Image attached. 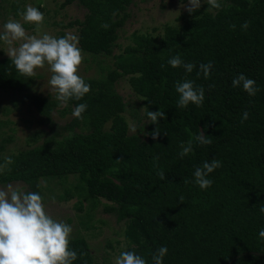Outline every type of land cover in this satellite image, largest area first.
<instances>
[{
	"label": "trees",
	"instance_id": "1",
	"mask_svg": "<svg viewBox=\"0 0 264 264\" xmlns=\"http://www.w3.org/2000/svg\"><path fill=\"white\" fill-rule=\"evenodd\" d=\"M74 1L64 0L61 7ZM77 1L86 14L68 26L77 27L78 47L94 57L112 55L134 0ZM219 2V10L206 2L187 12L178 18L179 26L165 25L161 35L133 34V45L115 56L113 68L100 78H84L89 93L61 110L72 113L77 104L86 103L83 119L72 117L58 129L51 118L58 102L30 91L39 76H23L10 58L0 59V91L21 95L4 113L27 105L52 133L38 146L0 156V165L12 160L0 172V184L22 182L26 192L43 198L41 181L57 180L63 186L60 197L76 198L78 211L87 202L84 216H79L81 226L104 223L92 213L102 206L123 223L124 251H135L147 264H153L152 253L161 246L168 249L163 264H264V239L259 237L264 229L259 211L264 207V0ZM12 6L19 10V5ZM245 21L250 22L247 30L241 28ZM177 53L184 63L196 65L191 73L167 63ZM209 61L213 68L205 79L197 73ZM241 73L256 81L260 91L254 97L242 86H232ZM123 77L141 99L145 118L149 120L147 111L165 114L156 124L149 120L143 137L128 134L126 104L114 87ZM183 80L204 88L201 106L177 107L175 85ZM245 111L249 117L242 120ZM5 124L0 121V127ZM157 128L160 135L153 140L150 134ZM198 132L212 143L196 142ZM190 140L192 150L181 158L182 146ZM5 142L12 137L2 140L0 153ZM212 159L222 167L209 174L211 187L201 190L194 171ZM69 177L74 181L66 185ZM69 249L78 254L72 264H98L83 236L69 238Z\"/></svg>",
	"mask_w": 264,
	"mask_h": 264
},
{
	"label": "clouds",
	"instance_id": "2",
	"mask_svg": "<svg viewBox=\"0 0 264 264\" xmlns=\"http://www.w3.org/2000/svg\"><path fill=\"white\" fill-rule=\"evenodd\" d=\"M183 0H181V4ZM186 10L194 13L201 7V0H188ZM207 5L219 10L221 4L219 0H207ZM183 7L185 5L183 4ZM182 7V8H183ZM25 23L35 25L42 24L43 13L32 5H27L21 14ZM250 26L249 21H245L241 28L247 30ZM107 29L108 24L102 25ZM233 30L235 25H231ZM0 41L8 45L6 54L19 74L27 77L35 75V70L49 66L52 73L48 84L50 91L55 93V98L60 102L61 107L68 105L70 100H81L90 91L87 84L79 74L78 69L82 63V50L78 47L79 38L77 35L67 33L65 36L57 38L49 34L42 36L28 35L21 22L9 20L3 25L0 32ZM15 42H20L14 46ZM167 63L172 68L183 67L187 73H191L196 67L193 63H184L181 55L177 53L171 56ZM164 67V65H161ZM213 64L199 65L200 72L205 79H208ZM233 87H241L251 97H254L260 89L256 87V81L247 78L244 74H238L231 81ZM176 92L179 94L177 107L186 108L189 103L201 106L205 98V90L202 86H194V81L183 80L175 85ZM88 105L86 103L77 104L72 110V116L76 119H83V113ZM162 111H147L150 122L156 124L159 118L164 117ZM249 113L245 111L242 120H247ZM137 127L133 124L131 131L137 132ZM145 135H149L145 133ZM156 140L160 131L157 128L151 134ZM195 141L201 145H209L212 140L202 132L194 137ZM192 150V141H188L187 146H182L179 153L183 158ZM12 163L10 157L6 158L3 165H0V172ZM222 167L219 160L212 159L205 161L201 167L194 171V183L201 190L211 187L213 181L208 178L209 174L215 169ZM161 180L165 179V173H157ZM189 181L185 179V183ZM183 196L180 202L183 203ZM259 211L264 213V207ZM72 227L63 222L56 221L49 216L44 207L43 198L38 192H26L20 186L11 184L0 188V264H72L77 259V252L69 249V238ZM259 237L264 239V229L259 231ZM166 246L159 247L152 253L153 264H163V259L167 255ZM115 264H147L145 258L138 255L135 251H123L115 259Z\"/></svg>",
	"mask_w": 264,
	"mask_h": 264
},
{
	"label": "rangeland",
	"instance_id": "3",
	"mask_svg": "<svg viewBox=\"0 0 264 264\" xmlns=\"http://www.w3.org/2000/svg\"><path fill=\"white\" fill-rule=\"evenodd\" d=\"M63 2L64 0H0V32L3 31V25L11 19L21 22L28 35L49 34L57 38L63 37L69 32L77 35V27L68 25L75 20H82L86 10L77 0L66 7H61ZM206 2L207 0H201V5ZM13 3L15 6L19 5V10L13 8ZM27 5L37 7L43 13L42 24L35 25L23 21L21 14ZM187 6H189L188 0L183 1L182 4L181 0H134L127 9L128 19L118 31V40L112 55L94 57L82 52L83 60L79 66L78 74L82 78H100L106 70L113 68L115 56L124 54V49L133 45V34L157 36L163 34L165 25L179 26L181 23L178 18L187 13ZM19 43L15 42L14 46H18ZM7 49L8 45L0 41V59L9 58L6 54ZM51 75L47 64L44 68L36 69L35 76L39 77L34 78L30 91L43 96L50 95L56 100L55 93L50 91L48 84ZM114 87L126 104V111L123 116L128 126V134L143 137L144 129L149 120L144 117L145 111L141 105V99L132 91L128 77L118 79ZM20 97L21 95L13 92L0 91V121L6 123L0 127V144L7 136L12 137L11 143H4V150L0 153L2 157L38 146L44 139L52 135L48 126L41 122L43 117L34 108L21 105L18 111L10 109L11 113H4V108L11 107L12 100ZM58 104L56 109L51 112V118L56 129L65 125L73 117L72 113L62 114L61 110L65 107H61L60 102ZM133 124L138 128L137 132L131 131ZM109 125L107 124L106 127L108 128ZM72 181H74L73 177H69L66 185ZM9 184L20 186L24 191H27L26 185L22 182L0 184V188ZM41 185L46 213L54 220L63 221L72 227L73 231L70 238L78 236L86 238L90 251L98 264H115V259L125 250L121 236L123 223L116 220L115 214L104 213L102 206H98L92 212L94 220L98 219L104 223L93 222L94 227L85 229L79 224V216H84L88 207L87 202H83V209L78 211L75 208L76 198L64 200L60 197L63 186L57 180L41 181Z\"/></svg>",
	"mask_w": 264,
	"mask_h": 264
},
{
	"label": "water",
	"instance_id": "4",
	"mask_svg": "<svg viewBox=\"0 0 264 264\" xmlns=\"http://www.w3.org/2000/svg\"><path fill=\"white\" fill-rule=\"evenodd\" d=\"M200 131H201V129H200Z\"/></svg>",
	"mask_w": 264,
	"mask_h": 264
}]
</instances>
